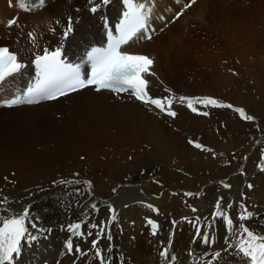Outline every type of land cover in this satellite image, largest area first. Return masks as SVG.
Instances as JSON below:
<instances>
[{
	"label": "bare ground",
	"instance_id": "6f19581e",
	"mask_svg": "<svg viewBox=\"0 0 264 264\" xmlns=\"http://www.w3.org/2000/svg\"><path fill=\"white\" fill-rule=\"evenodd\" d=\"M86 1L83 0L82 7L76 8V12L72 13L71 8L79 7L80 3L70 7L74 5L73 0H58L56 5H52L55 0H45L41 14L28 17V13L17 7L18 15L15 10L12 11L13 0H0V17L17 16L18 21L17 28L9 32L14 33L15 41L13 37L12 40L9 37L10 42L6 43L23 60H27L33 55V51L39 52L43 46L63 42L61 34L64 30L60 29L67 28L71 19L72 31L64 45L69 57L79 59L86 46L100 40L98 35L104 29L100 19L106 16L115 18L121 9L119 0H110L107 5H103L101 0H92L93 3ZM138 1H146L150 5L151 24L159 31L149 41L140 43L139 46L136 44L138 48H131L129 51L147 54L153 61L151 74L154 81L149 82L151 74H144L148 81L149 96L165 101L166 106L167 98H172L171 110H177L178 116L188 119L191 116L186 114L179 98L171 93H182L187 97L191 95L193 88L188 82L190 79L183 76L176 65L180 58L179 52L173 50V43L169 40L171 38L165 36L176 35L175 29L168 28L174 22L161 13L162 6L159 3L162 0ZM200 1L195 0L193 3L191 0L179 19L187 16ZM171 2L176 6L180 0ZM183 4L185 2L181 1L180 5ZM92 6H98L95 13L85 10ZM57 8H60L59 13ZM65 14L68 17L64 19V23L62 19L50 21ZM91 19L96 20L95 24ZM48 23L55 24L52 26L56 27L53 32L48 29L51 36L38 28L39 25L44 27ZM28 26L36 31L33 32L36 33L35 46L27 35L25 40L18 36ZM0 27L4 29L1 25ZM142 48L149 52L141 51ZM182 60L186 63L189 61L186 58ZM162 63L166 73L161 70ZM225 65L233 71V74L229 70L223 71L231 77L225 79L231 83L241 78V71H236L238 65L230 62ZM26 73L30 75L31 72L23 69L20 74L0 83V93L5 87H12L11 92L19 84L23 85L27 80ZM199 78L205 77L201 75ZM206 78L210 80L211 74ZM217 78H220L219 75L213 72V81H217ZM239 83L237 81L230 85V89L235 85L234 90L237 91L228 95L234 96L237 102L240 97L245 103L247 100L252 101L249 96L240 94ZM219 84L217 81V86ZM153 85L160 90H156ZM62 102H66V106ZM186 104L187 101L184 102L185 106ZM205 108L212 114V121H206L205 118H198V121L191 119L190 125L180 123L177 132L159 124L161 113L167 114L154 105L137 101L128 93L114 95L104 89L95 91L92 87L83 88L55 101L0 108V146L5 145L0 154V201L4 197L8 198L0 207V215L9 214L3 210L5 208L17 214L22 213L25 208L29 209L26 226L37 237L32 241L21 242L20 254L14 256L12 264H99L94 255L95 249L92 248L93 241H98L97 247L102 251L106 264H115V255L122 256L123 264H206L215 253L223 249L215 244L222 236L219 233L223 226L222 217H213L214 206L221 197L224 213L232 218H239L247 210L251 215L241 223L257 235L264 236V157L261 155L264 153V100L249 108L260 122L259 126L256 125L258 127L239 122V113L234 112L233 108L216 107L213 111L208 106ZM51 110L56 111L55 116L52 115L54 118L49 117L52 120L47 118ZM231 117L234 120L230 121ZM34 124L39 131L33 132L28 128V125ZM46 129L48 136L42 133ZM111 130L115 134L126 136L116 141ZM214 131H217L216 134ZM198 136L200 140L197 139ZM128 139L137 144L121 146L122 141ZM190 140L212 151L202 153L189 144ZM47 143L54 145L57 151L72 153L68 159L81 156L76 152L82 151L91 165L81 160L79 164L76 163V167L67 166L69 161L61 159L59 153L50 149ZM110 143L113 149L101 151L104 150L102 146ZM141 144L145 147L141 148ZM105 153L106 158L103 155ZM244 155H247L246 158ZM102 160L105 162L102 163ZM56 168L59 169L55 175L60 172L67 174L62 180L64 183L58 178L50 182ZM259 169L261 174H258ZM155 170L159 173L157 171L154 173L156 176L151 175ZM241 173L244 174L243 177L240 176ZM223 184L231 187L222 188L220 185ZM249 185H252L250 192L247 190ZM89 192H93V196ZM184 193L194 195L186 196ZM149 204L157 211H152ZM92 205L96 206L95 209ZM44 207L51 214H46V208L42 213L39 212ZM193 208L196 209L195 212L192 211ZM113 215L115 219H112ZM149 220L157 223L156 230L161 234H169L171 245L186 248L170 252L167 257L162 256L164 251L161 241L144 239V230L149 226ZM193 222L205 223L207 236L211 232L213 239L211 247L196 252L198 250L195 244L194 250L193 244L199 230ZM33 223L36 228H32ZM75 223L82 225V238L74 236L71 231L68 232L70 228L65 227ZM92 225L97 227L93 228ZM64 227L65 232L60 231ZM141 230L142 233H139ZM48 232L50 236L46 242L44 236ZM223 235L232 251L236 245L235 235ZM68 240L73 241L74 247L82 249L83 254H69L65 248ZM239 240L240 236L237 234V241ZM35 241L41 242L39 248ZM50 245L53 248L48 250ZM221 255L225 260L230 259L226 253Z\"/></svg>",
	"mask_w": 264,
	"mask_h": 264
},
{
	"label": "rangeland",
	"instance_id": "374dc122",
	"mask_svg": "<svg viewBox=\"0 0 264 264\" xmlns=\"http://www.w3.org/2000/svg\"><path fill=\"white\" fill-rule=\"evenodd\" d=\"M57 1L58 0H55V3H52V5H56ZM73 1H74V5H71L70 7L76 6L79 3L80 6L71 8L70 11L72 13L76 12L75 11L76 8L82 7L81 3L83 0H73ZM181 1L185 2V4L183 5L187 4L186 3L187 0H180V2ZM86 2L89 1L87 0ZM180 2L179 5L175 6L171 2V0H162L161 3H159L158 1L159 6L160 7L162 6L160 8L161 13L165 17H167L168 20L171 18L170 16L173 15L172 13L180 8L181 6ZM171 8H173L172 11L170 10ZM59 9L60 8H57L58 13H59ZM41 11L42 9L37 8L31 11L32 13L30 12H25V13H28L27 16L29 17L30 15L41 14ZM66 17H68L66 14L63 17L59 15V18H57V20L53 19L50 21L55 22V21H59V19H62L64 23V19ZM42 18H45L44 15H42ZM91 21L94 24L96 22V20H92V19ZM29 28L30 30L33 29L32 27L28 26L26 30ZM38 28H40V30L43 33L49 32L46 26L43 27L42 25H39ZM96 28L98 27L96 26ZM168 28L175 29L174 30L176 34L175 36L171 37L172 35L169 36V34L165 36L171 38L169 40L170 42L173 43L171 44L174 46L173 50L174 51L176 50L180 54V58L179 60L177 59L176 65L178 68H180L182 75L183 76L185 75L187 79H190L189 81L188 80L187 81L193 87L192 91L190 92L191 95L190 96L188 95L186 98L188 97L190 98L193 97V99L213 98L216 101H218L220 104L223 105L230 104L233 106V109H242L246 114V116L253 117L252 120H247L241 118L239 115V117H237L239 122H242L243 124H252L253 126L256 125L259 126L260 122L259 120H257L258 118L254 114L252 115V113L249 111V108H252L256 103L261 104V100L262 99L264 100V0H201L199 4L195 7V9L191 10V12L187 16H185L183 19L182 18L179 19L177 22H174L173 24H170ZM12 30L13 27L10 28L6 33L3 32L2 28L0 27V35H1L0 44H7L6 42H10L7 40L8 37H10L12 40L14 33L11 34L8 33ZM18 36L19 38L23 37V39L25 40L26 33L24 34V31H22L20 34H18ZM49 36L51 35L49 34ZM15 38L16 37H13V40ZM131 48H132L131 50H135L138 47L136 46L135 48L133 47ZM141 51H145L147 53L149 52L148 49L146 48L144 49L142 48ZM183 58H186L189 61L186 63L185 61L182 60ZM226 62H230L238 65L236 71L237 70L241 71L240 79L231 83L227 79H225L227 77L230 79L231 77L227 76V74L224 73L223 71L229 70L233 74L231 67L225 65ZM160 67L161 70L163 72L165 71L166 73V69L163 63L161 64ZM213 72H216L220 77L217 78V81L220 83L218 86H217V81H213ZM210 74L212 81L211 79L209 80L208 78H206V76L208 77ZM201 75L204 76L205 78H199ZM152 76L153 75L151 74L148 77L149 82L154 81L153 79L154 76L153 77ZM237 81H240L239 83L241 87L239 88V92L241 91L240 94L242 96H249L252 99V101L247 100L248 102H250L249 105L248 102L245 103V101H241L242 97H240V99H238L239 102H237L234 96L228 95L231 94L230 92L232 91L234 92L237 91L234 90L235 85L233 86L234 88L230 89V85H232ZM155 83L158 85L157 81H155ZM153 87L157 88L156 90H160L158 87L154 85ZM10 89H12V87H10ZM10 89L7 87L1 89L0 98L7 96V94H10ZM241 89H243V91ZM171 93L174 94L176 98L186 96L182 93H175V92H171ZM226 95H228V97ZM240 102H244V103L240 104ZM62 103L63 104L65 103L64 105L66 106V102H62ZM182 106L186 110V114H189L191 116L190 118L186 119L185 116H178V111L176 110V116L174 118L161 113L162 118H159L158 120L159 124L164 126L166 129H170L171 131L177 132L180 129L179 127L181 126L180 123L185 122V124L190 125L192 123L191 119L198 121V118H205L206 121H212L211 119L212 114L209 112L208 109L205 108L204 105L194 103L193 107L197 109V112H193L187 106V104L185 106L184 103H182ZM208 107L210 108V111H213L216 108L212 106H208ZM157 111L159 112V110ZM55 112L56 111L51 110L50 114L47 115L48 116L47 118L49 117L54 118L53 116H55L54 115ZM201 112H208V115L204 116L198 114ZM214 118L217 119V116H214ZM49 119L52 120L51 118ZM229 120L230 121L234 120V118L231 117L229 118ZM26 122L27 121L25 120L24 123ZM28 128H30V130L33 132L39 131V129H37V126L35 124L34 126L28 125ZM221 129L224 130L225 128L221 127ZM216 132L217 131H214L215 134ZM42 133L44 136H48V129H46L45 132L42 131ZM111 134L115 136L113 137V139L116 141H119V138H123L126 136V135H119L118 133L115 134L114 130H111ZM197 139L200 140V136H198ZM127 141L129 142L126 143ZM47 144L50 149L57 151V149L54 148V145L50 143ZM128 144H137V143H134L133 140L128 139V140H123L121 146H127ZM140 146L141 148L145 147L142 144ZM102 147L104 148V150H101L103 152H105L107 149H113L111 143L105 144V146ZM4 148L5 145L3 147L0 146V154L1 152L4 151ZM57 152L59 153L61 159H67L69 161V162L67 161L68 163L66 162L67 166L76 167L81 160H84L88 165H91V162H89L88 158L85 157V154L83 155L82 151L76 152L81 154V156H77V157L72 156L71 159H68V156L72 155V153L69 154V151L60 150ZM201 152L203 153L204 151L201 150ZM262 152H264V150H262ZM52 153L55 154V152ZM73 155L75 154L73 153ZM103 155L104 158L107 157L105 156L106 153ZM261 155L264 157V153H262ZM246 156L247 155H244L245 158ZM101 162L104 163L105 161L102 160ZM57 169L59 168H56V170L53 172V176L50 181L51 183L53 182V179L58 178L60 181H62L67 177V174L65 172H60L59 174L55 175ZM157 171L158 170H155L153 173H151V175L156 176V174L154 173ZM258 174H261V169L258 170ZM243 175H244L243 173L240 174L241 177H243ZM226 182L227 181L225 180V183ZM220 186L224 188V184ZM249 189L251 188L248 186L247 189L248 192L251 191ZM89 195L93 196V192H89ZM45 208L46 207L42 208L41 211L39 212L42 213ZM46 209L48 210V208ZM46 214H51V212L48 210ZM65 227L69 229L68 226ZM65 227L63 229L61 228L60 231L65 232L66 229ZM69 231L70 230H68V232ZM49 236H50V232H48V234L47 233L45 234L44 240L46 242L49 241ZM80 238H82V236ZM40 243L41 242L35 241L36 247L39 248ZM26 246H29V244H26ZM51 248H53L52 245L48 246V250H50Z\"/></svg>",
	"mask_w": 264,
	"mask_h": 264
},
{
	"label": "snow or ice",
	"instance_id": "6c2138e0",
	"mask_svg": "<svg viewBox=\"0 0 264 264\" xmlns=\"http://www.w3.org/2000/svg\"><path fill=\"white\" fill-rule=\"evenodd\" d=\"M91 3L92 0H89ZM110 0H101L103 5H107ZM194 3L195 0H192ZM42 3V0H41ZM124 5L127 11L124 12V18L120 23L117 31L119 32V38L114 39L112 34L109 33V43L106 48H92L87 53V60L91 64V72L87 78L81 75L79 67L66 64L61 58V50L58 47L54 51H50L45 48L42 54H34L32 64L35 67L36 79L35 83L27 88L24 96L28 98V102H32V97H41L48 100L57 99L59 96L67 95L70 92H75L80 89L94 86L96 91L107 89L116 93L131 90V94L135 96L137 100L145 104L154 105L161 112H165L168 116L175 117L176 112L171 110L173 103L172 98H167V106L165 101L161 99H155L148 94V81L144 78V74H151V65L153 61L143 55H131L122 53L119 48L122 44L127 41L138 31L145 27V6L143 4H136L133 0H124ZM23 7V5H21ZM98 6H94L90 9L91 12L95 13ZM16 23L13 19L7 23V27H12ZM72 30L71 19L69 20L68 26L64 31L66 37ZM54 31V30H53ZM29 39L35 46L36 37L35 34L28 33ZM151 39V37H148ZM27 65L20 62L15 53L11 52L8 47H0V83H3L6 78L20 74L21 70L26 68ZM181 103L187 101V106L193 111L197 112V109L193 107V104H202L205 107H225L233 108L232 105L220 104L213 98H179ZM21 98L16 97L4 102L3 106L12 107L20 104ZM237 111L241 118L252 120L253 117L246 116L242 109H233ZM200 115L207 116L208 112L198 113ZM189 144L195 148L203 151H212L205 146L189 141ZM264 170V167H262ZM64 183V181H61ZM225 188H230L228 184H224ZM251 188L252 186L249 185ZM186 196H193V193H184ZM7 197H4L0 201V207L7 202ZM222 197L217 199L214 206L215 211L213 217H222L227 220L230 225L232 223L230 218H227L222 209ZM230 206V205H229ZM95 209V205H92ZM152 211H157L151 204L148 205ZM8 212V215H0V264H12L14 256L20 254V246L22 241H32L37 237L31 234L26 226V221L29 217V209L25 208L22 213H12L10 209H3ZM192 211H196L195 208ZM114 212V210H113ZM250 213L245 210L244 214L241 215V220H246L250 217ZM112 219H115L113 215ZM148 223L152 225L155 232L157 225L149 220ZM36 224H32V228H36ZM96 228L97 225H92ZM70 231L74 236H83L84 233L81 231L82 225L75 223L69 226ZM242 234L239 242L235 245V249L238 254H242L247 259L248 264H264V236L257 235L250 231L247 227L241 225ZM103 232V229H101ZM204 242L209 243L207 236L204 237ZM98 241L92 242V248L95 249V257L98 259L99 264H106L105 258L102 251L97 247ZM65 248L69 254L82 253V249L74 247L73 241L68 240L65 244ZM162 256L167 257V252H162ZM221 259L219 252L215 253L210 261H206V264H216Z\"/></svg>",
	"mask_w": 264,
	"mask_h": 264
}]
</instances>
